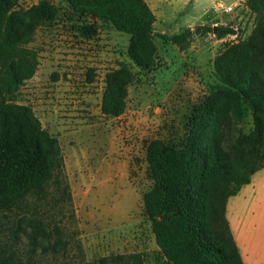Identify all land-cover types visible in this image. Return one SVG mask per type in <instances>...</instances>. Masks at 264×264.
<instances>
[{"label":"trees","instance_id":"16d2710c","mask_svg":"<svg viewBox=\"0 0 264 264\" xmlns=\"http://www.w3.org/2000/svg\"><path fill=\"white\" fill-rule=\"evenodd\" d=\"M0 0V264H64L77 234L58 141L31 109L16 103L19 87L36 66L27 48L35 30L59 18V7L40 0L19 8ZM69 28L82 40L106 23L129 37L127 56L148 69L155 16L145 0H61ZM257 15L249 35L226 45L213 60L214 81L187 115L178 141L155 138L145 145L147 176L142 211L163 264H243L225 217L228 198L264 167V0H248ZM218 38L233 34L217 28ZM160 39L174 45L183 35ZM129 72L106 74L101 113L124 111ZM248 112L253 127L236 129ZM78 249L79 246L77 247ZM79 264H144L140 253L109 255Z\"/></svg>","mask_w":264,"mask_h":264},{"label":"rangeland","instance_id":"374dc122","mask_svg":"<svg viewBox=\"0 0 264 264\" xmlns=\"http://www.w3.org/2000/svg\"><path fill=\"white\" fill-rule=\"evenodd\" d=\"M39 1L18 0L17 6ZM48 1L59 7V18L39 26L27 45L36 66L19 87L16 103L29 107L60 146L74 214L64 226L69 234L77 232L61 261L79 264L140 253L144 264H163L142 211V195L151 185L145 145L155 138L178 142L183 137L190 109L214 81V58L248 36L257 15L248 0L235 6L236 0H145L158 19L150 67L141 69L127 56L128 35L99 22L97 35L82 40L69 28L61 0ZM217 28L233 34L218 38ZM160 30L168 37L182 34L184 41L174 45L160 39ZM121 68L129 72L124 111L105 117V76ZM252 127L244 112L234 134H248Z\"/></svg>","mask_w":264,"mask_h":264},{"label":"crops","instance_id":"0c3cea01","mask_svg":"<svg viewBox=\"0 0 264 264\" xmlns=\"http://www.w3.org/2000/svg\"><path fill=\"white\" fill-rule=\"evenodd\" d=\"M236 1L234 6L241 5L239 0ZM154 16L153 28L158 19L156 14ZM174 17L179 19L178 15ZM159 33L164 34V31ZM225 217L242 263L264 264V167L228 198Z\"/></svg>","mask_w":264,"mask_h":264},{"label":"built area","instance_id":"2783aa9c","mask_svg":"<svg viewBox=\"0 0 264 264\" xmlns=\"http://www.w3.org/2000/svg\"><path fill=\"white\" fill-rule=\"evenodd\" d=\"M231 8H228L227 11H229Z\"/></svg>","mask_w":264,"mask_h":264}]
</instances>
